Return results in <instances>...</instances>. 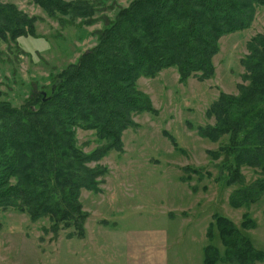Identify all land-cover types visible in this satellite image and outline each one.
Segmentation results:
<instances>
[{"label": "trees", "instance_id": "16d2710c", "mask_svg": "<svg viewBox=\"0 0 264 264\" xmlns=\"http://www.w3.org/2000/svg\"><path fill=\"white\" fill-rule=\"evenodd\" d=\"M32 2L65 22L79 18L92 24L98 10L95 0ZM258 6L264 7V0H131L112 18L105 17L95 32L96 43L56 74V86L44 100L35 92L17 107L1 99L0 90V209H13L31 221L46 218L49 226L43 230L54 236L70 229L68 238L84 237L89 213L82 208L80 191L101 192L109 172L89 163L122 151L123 131L138 125L133 114L158 113L137 88V79L154 78L167 68L177 71L181 83L193 75L200 81L212 77L219 39L247 29ZM36 21L13 2L0 0L2 41L36 37ZM246 48L241 58L246 83H238L235 94L220 91L205 112L213 123L195 126L198 135L210 141L227 137L207 153L213 159L223 156L225 184L239 185L228 198L233 208L251 205L264 193V33L253 35ZM77 128L94 130L104 143L84 152L77 145ZM164 133L176 150L181 149ZM242 166L258 169L261 177L245 184ZM255 226L248 212L239 225L215 214L206 235L212 239L215 228L223 250L206 244L203 264L264 261V250L241 231Z\"/></svg>", "mask_w": 264, "mask_h": 264}, {"label": "rangeland", "instance_id": "374dc122", "mask_svg": "<svg viewBox=\"0 0 264 264\" xmlns=\"http://www.w3.org/2000/svg\"><path fill=\"white\" fill-rule=\"evenodd\" d=\"M2 1L13 2L37 18L36 37L22 36L13 42L0 39L1 99L18 107L35 92L47 94L56 74L96 43L95 32L103 27L105 17L112 18L131 0H95L98 10L92 24L79 18L65 22L59 15L49 17L32 0ZM256 33H264L261 6L247 29L219 39L212 77L200 81L193 75L181 83L174 68L163 69L154 78L139 77L137 88L149 96L158 113L133 114L138 125L123 131L122 151H110L89 163L105 166L109 172L101 184L102 192L80 191L82 208L90 214L85 221L87 238H68L70 229L54 236L43 230L49 226L46 218L31 221L13 209H0V264H69L86 254L95 264L105 262L110 249L123 246V230L143 227L167 233L169 264H202L203 246L213 244L223 250L215 228L212 239L206 235L214 215L239 225L244 212L256 226L241 229L242 233L264 250V193L251 205L231 207L229 195L239 185L227 186L223 156L213 159L207 153L218 149L227 137L213 142L195 130L197 125L213 123L205 112L220 91L235 94L237 84L246 83L241 58L247 53V41ZM164 131L181 149L173 147ZM76 139L86 153L104 143L94 130L77 128ZM186 166L190 169L185 170ZM241 172L245 184L261 177L256 168L242 166ZM103 218L106 220L100 224ZM102 252L106 255L100 256Z\"/></svg>", "mask_w": 264, "mask_h": 264}, {"label": "crops", "instance_id": "0c3cea01", "mask_svg": "<svg viewBox=\"0 0 264 264\" xmlns=\"http://www.w3.org/2000/svg\"><path fill=\"white\" fill-rule=\"evenodd\" d=\"M103 220L106 219L103 218L99 223L104 224L102 222ZM122 232L123 238L121 240L123 246L116 245L113 250L110 249L111 253L108 255L102 252L100 256H102V254L106 255L107 261H98L97 264H169L167 251L168 239L167 233L164 230L143 227L129 228L123 230ZM83 238H87L86 229L85 236L80 239ZM69 264L95 263L92 262L86 254L85 258L80 259L78 262ZM254 264H264V261L256 262Z\"/></svg>", "mask_w": 264, "mask_h": 264}, {"label": "water", "instance_id": "95a60500", "mask_svg": "<svg viewBox=\"0 0 264 264\" xmlns=\"http://www.w3.org/2000/svg\"><path fill=\"white\" fill-rule=\"evenodd\" d=\"M55 86H56V84L54 83V84H52V86H51V91H53L54 90V88H55ZM41 94H42V99L44 100L45 98V95H46V93L45 92H41Z\"/></svg>", "mask_w": 264, "mask_h": 264}]
</instances>
